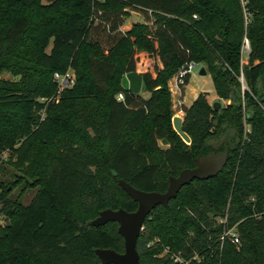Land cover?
I'll return each mask as SVG.
<instances>
[{
  "label": "trees",
  "instance_id": "obj_1",
  "mask_svg": "<svg viewBox=\"0 0 264 264\" xmlns=\"http://www.w3.org/2000/svg\"><path fill=\"white\" fill-rule=\"evenodd\" d=\"M246 8L247 23L239 0H0V74L14 77L0 78V152L36 188L27 205L0 191V264H100L95 249L122 253L117 223L90 226L102 210H136L118 180L163 193L196 157L224 149L220 173L146 217L139 263L173 264L160 256L168 247L203 255L202 264H264V0ZM130 12L143 21L122 32ZM191 62L227 104L215 111L198 94L180 107L186 146L171 128L166 82ZM69 70L74 86L57 104L40 102L56 92L54 74ZM129 72L142 76L147 98L121 87ZM222 218L239 244L217 253Z\"/></svg>",
  "mask_w": 264,
  "mask_h": 264
},
{
  "label": "water",
  "instance_id": "obj_2",
  "mask_svg": "<svg viewBox=\"0 0 264 264\" xmlns=\"http://www.w3.org/2000/svg\"><path fill=\"white\" fill-rule=\"evenodd\" d=\"M202 67L199 75H206ZM121 87L133 95H138L142 89V76L137 72H129L122 76ZM212 108L218 111L221 108L219 102L212 103ZM173 130L185 142L190 143L189 137L182 131V120L179 117L172 119ZM162 144H167L163 139ZM227 162V149L220 154L209 153L196 157L193 168L183 169L177 176L168 178L166 191L145 192L134 188L122 179L118 180L120 189L135 203L137 208L133 212H126L123 209H105L98 213V216L90 221V226L99 228L108 222L117 223V233L123 239L124 251L118 253L112 249H95L100 264H140L136 243L142 230L143 223L150 212L157 206L167 207L170 200L175 199L182 187L193 180H206L216 176L225 167ZM115 176V174H113ZM6 219V226H8Z\"/></svg>",
  "mask_w": 264,
  "mask_h": 264
},
{
  "label": "rangeland",
  "instance_id": "obj_3",
  "mask_svg": "<svg viewBox=\"0 0 264 264\" xmlns=\"http://www.w3.org/2000/svg\"><path fill=\"white\" fill-rule=\"evenodd\" d=\"M143 19L140 15L136 14V13H129L127 17H125L124 19V27H122L125 31V29H130L133 25L135 24H140L142 23ZM50 50V45L47 47L46 51ZM247 55L244 54L243 55V59L242 60H246ZM203 67V65L201 64H196L194 66V68L191 70L190 73V78L189 81L187 83V85L184 87V96H183V104L184 106H190V104L193 102L194 98L198 95V94H204L210 101L214 102H219L221 104V107L224 106L225 104H227V102H223L220 101L215 93V89H214V85L212 82V79L210 77V75L207 73L206 75H199V71L200 69ZM69 74L72 77L73 83L70 86H61L58 85L57 90L54 94H52L47 100H42L39 99L40 102L45 103V104H57L61 97L62 94L65 90L70 89L74 86L75 84V78H74V73L69 70L68 71ZM177 74V73H176ZM176 74L173 75L167 82H166V86H167V90L169 92V101H170V111L172 113V117H171V128L173 130L172 127V119L173 117L175 118L177 115V110L179 108V93L181 95H183L179 89L177 88L176 85ZM0 78L4 79V80H14V77L12 76V74L7 71L4 70L1 72L0 74ZM139 95L143 98H147L148 97V93L144 91V89L142 88ZM181 98V96H180ZM117 99H121L119 95H117ZM181 101V100H180ZM212 103H210L212 105ZM47 106V105H46ZM45 106V107H46ZM45 107H43V109L40 111V121H42L45 118ZM246 130L249 129V127L245 128ZM174 131V130H173ZM174 133L178 136V140L183 144L188 146L190 143L185 142L184 140H182L179 135L174 131ZM215 144V142H213V145ZM158 145L161 148H167L168 144H162L161 142H158ZM10 155V151L8 149L3 150V152H0V156L3 158V160H0V182H1V189L0 191L3 189H7V194H6V198L10 199V200H18L22 205H27L30 200L32 199V197L34 196L35 192H36V188L34 187H27V183L28 180L26 179V177H24L22 174H20L19 172L15 171L12 167V165H10L8 163V157ZM15 157L12 158V162H14ZM148 232L147 229H145V227H142L141 230V234L142 235H146ZM153 242V241H152Z\"/></svg>",
  "mask_w": 264,
  "mask_h": 264
},
{
  "label": "built area",
  "instance_id": "obj_4",
  "mask_svg": "<svg viewBox=\"0 0 264 264\" xmlns=\"http://www.w3.org/2000/svg\"><path fill=\"white\" fill-rule=\"evenodd\" d=\"M239 3L241 5V8H242V11L244 14L245 23H247L248 22V14H247V8H246L247 0H239ZM249 51H250L249 41L247 40L246 37H244L242 45H241V51H240L242 58H243V55L244 54L247 55L249 53ZM195 65H196V63L191 62V63L187 64L186 66H183L177 72V74H176L177 88L179 85H183L185 76L190 75L191 70L194 68ZM53 78L57 82V84L61 85V86H67L68 87L73 83L72 77L68 71L62 75L56 73V74H54ZM239 82L241 83V89L244 90L245 86L243 84L242 74H240V76H239ZM119 96L122 99V96L121 95H119ZM246 127H248V126H246ZM245 132H249V129L248 130L245 129ZM1 159L3 160V158L0 156V160ZM2 223H3V219L0 216V225ZM218 223L223 225V230H222V232L218 238V241H217V248H216L217 253L222 249V246L224 245L225 242H229L235 246H237L239 244L238 233H237L235 227L226 228L225 227L226 218L219 219ZM164 255H167L173 264H202L204 261V256L200 255L198 253H194L191 256L185 257L180 252L171 251L168 247H164L163 252L160 256H164Z\"/></svg>",
  "mask_w": 264,
  "mask_h": 264
},
{
  "label": "crops",
  "instance_id": "obj_5",
  "mask_svg": "<svg viewBox=\"0 0 264 264\" xmlns=\"http://www.w3.org/2000/svg\"><path fill=\"white\" fill-rule=\"evenodd\" d=\"M131 13H134V12H130V14H131ZM123 25H124V22H123ZM123 25H122L121 28H120L122 32H127L128 30H130V29H128V30L125 29V31H124V29L122 28V27H124ZM180 96H181V98H180ZM183 96H184V91H183V95H181V94L179 93V99H178V101H179V108H178V110H177L178 112H177V115H176V117H179L181 120L183 119V112L181 111L180 107H181L182 105H184L183 102H182V101H183V100H182V99H183ZM197 96H198V95H197ZM197 96H196V97H197ZM196 97H195V98H196ZM195 98H194V99H195ZM119 100H121V99H119ZM180 100H181V101H180ZM207 101H208V103L210 104V103H212L214 100H213V101H210V100L207 98Z\"/></svg>",
  "mask_w": 264,
  "mask_h": 264
}]
</instances>
